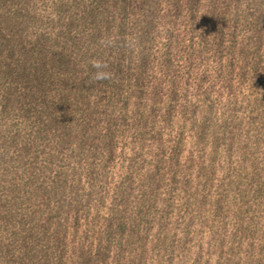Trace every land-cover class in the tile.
<instances>
[{"label": "rangeland", "instance_id": "rangeland-1", "mask_svg": "<svg viewBox=\"0 0 264 264\" xmlns=\"http://www.w3.org/2000/svg\"><path fill=\"white\" fill-rule=\"evenodd\" d=\"M0 264H264V0H0Z\"/></svg>", "mask_w": 264, "mask_h": 264}, {"label": "clouds", "instance_id": "clouds-1", "mask_svg": "<svg viewBox=\"0 0 264 264\" xmlns=\"http://www.w3.org/2000/svg\"><path fill=\"white\" fill-rule=\"evenodd\" d=\"M100 43L104 45L105 47L112 46L114 44V41L112 39H106L101 40ZM93 68L96 69L93 79L95 81H104L109 80L112 78V73L107 71L108 65L100 60H93L91 61Z\"/></svg>", "mask_w": 264, "mask_h": 264}]
</instances>
